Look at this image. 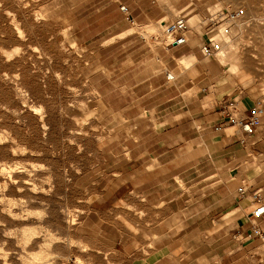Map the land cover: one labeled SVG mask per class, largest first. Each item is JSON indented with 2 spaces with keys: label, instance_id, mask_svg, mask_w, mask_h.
I'll use <instances>...</instances> for the list:
<instances>
[{
  "label": "rangeland",
  "instance_id": "rangeland-1",
  "mask_svg": "<svg viewBox=\"0 0 264 264\" xmlns=\"http://www.w3.org/2000/svg\"><path fill=\"white\" fill-rule=\"evenodd\" d=\"M234 1L0 0V264H199L200 180L226 197L264 175L187 145L224 95L264 106V0ZM182 17L189 48L167 52Z\"/></svg>",
  "mask_w": 264,
  "mask_h": 264
},
{
  "label": "crops",
  "instance_id": "crops-1",
  "mask_svg": "<svg viewBox=\"0 0 264 264\" xmlns=\"http://www.w3.org/2000/svg\"><path fill=\"white\" fill-rule=\"evenodd\" d=\"M188 43L189 40L182 46H166L164 50L174 52L180 48H189ZM170 82L167 78L166 83ZM225 96H228L227 101L235 100L245 112L251 108L244 102H239L235 94L224 95L218 99L217 103L211 106L214 113L212 121L207 122L205 127H197L198 138L190 139L187 143V145H191L189 154L200 152L204 156V161H219L221 158L227 157L228 154L231 155V159H234L241 158L243 154L252 151L264 159V138L259 139L254 135L246 137L239 127L229 124L224 119L221 113V103ZM193 124H197V122H193ZM251 139L254 140L249 143ZM195 141H200V145L193 149ZM207 180L208 174L205 172V182ZM202 182L204 183V180L201 179L200 190L203 194L200 196V200L203 201V205L201 204L199 213L202 217L200 224L203 226L194 235L199 236L198 263L264 264V243L252 233L253 227H259L264 232V217L255 219L253 216L254 211L259 207V202L264 205V175L254 185L233 189L226 197L220 193L218 186L213 189V184H202ZM214 191L215 203L213 206V204L209 205L208 196L209 192ZM213 207L215 211L213 214H209ZM228 212L230 213L227 214ZM208 223L216 224L217 228L214 231L208 230Z\"/></svg>",
  "mask_w": 264,
  "mask_h": 264
},
{
  "label": "built area",
  "instance_id": "built-area-1",
  "mask_svg": "<svg viewBox=\"0 0 264 264\" xmlns=\"http://www.w3.org/2000/svg\"><path fill=\"white\" fill-rule=\"evenodd\" d=\"M122 11L127 12V9L123 8ZM243 14L242 9L228 7L227 9L216 13V16L211 19V25L216 29L221 22H233L241 18ZM188 30L189 23L186 17L168 23L165 27V33L169 38H173V40L167 46L185 45L188 42V38L185 36V33ZM225 32L228 33V29H225ZM216 50L217 46L214 45L213 41L204 42L202 48L204 56L211 58L214 56ZM167 78L169 81L174 80L170 75H168ZM221 113L229 124L239 127L246 137H252L257 132L264 119V106L258 102L245 112L235 100H228L221 103ZM240 191L242 192V189ZM259 203V207L253 213L255 219H261L264 217V205L261 202ZM252 233L264 243V232L261 231L259 227H253Z\"/></svg>",
  "mask_w": 264,
  "mask_h": 264
},
{
  "label": "bare ground",
  "instance_id": "bare-ground-1",
  "mask_svg": "<svg viewBox=\"0 0 264 264\" xmlns=\"http://www.w3.org/2000/svg\"><path fill=\"white\" fill-rule=\"evenodd\" d=\"M224 1V3H227V2H231V1H234V0H223ZM237 3H238V1L239 0H235ZM234 1V4L236 3ZM236 5V4H235ZM218 10H216L215 12H217ZM243 13H244V9H243ZM244 15V14H243ZM243 18V16L241 17V18H239L238 20H235V21H233V22H237V21H239L240 19H242ZM134 20V19H133ZM228 24H231V22L230 21H227L226 23H224L223 25H222V27L220 28V31H219V35L221 36V37H227V36H230V35H228V34H226V32H225V29H227V28H225L224 27V25L226 26V25H228ZM260 25H262V24H259V26ZM227 27V26H226ZM255 27H258V25L256 24L255 25ZM252 28V27H251ZM259 28V27H258ZM261 28V27H260ZM256 30V29H255ZM241 31H242V29H241ZM257 31V30H256ZM254 33V32H253ZM229 44V41L226 39L225 40V42H224V45H223V47H222V49H221V51H220V54H221V57L219 58V60H220V62L221 63H225L226 61H230V62H232V65L235 63V58L237 57V56H241V53L240 52H238V49H237V47H238V45H233V47H232V45L230 46V47H232V48H230V52H229V56H230V58L228 59L227 58V56H228V53H227V51H228V49L229 48H227V45ZM240 51V50H239ZM242 52V51H241ZM227 53V54H226ZM244 54V53H243ZM245 55V54H244ZM234 66H235V64L233 65V69L232 70H234ZM259 175V174H258ZM262 196V195H261Z\"/></svg>",
  "mask_w": 264,
  "mask_h": 264
}]
</instances>
